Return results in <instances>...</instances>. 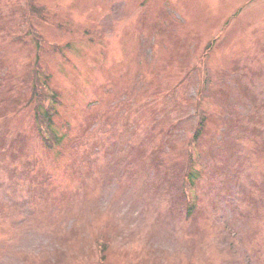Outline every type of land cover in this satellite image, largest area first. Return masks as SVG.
I'll return each instance as SVG.
<instances>
[{"label": "rangeland", "instance_id": "obj_1", "mask_svg": "<svg viewBox=\"0 0 264 264\" xmlns=\"http://www.w3.org/2000/svg\"><path fill=\"white\" fill-rule=\"evenodd\" d=\"M0 264H264V0H0Z\"/></svg>", "mask_w": 264, "mask_h": 264}, {"label": "trees", "instance_id": "obj_2", "mask_svg": "<svg viewBox=\"0 0 264 264\" xmlns=\"http://www.w3.org/2000/svg\"><path fill=\"white\" fill-rule=\"evenodd\" d=\"M30 10V9H29ZM41 74L43 75V77H47L46 76V72L44 71H41ZM37 85H43V83H38L36 82ZM33 88V87H31ZM49 95L47 96V98L50 100V104H44L43 101L39 100L38 102L36 101V103H38L37 105V116L39 119H43L41 121H44V125L46 127V130L48 132V134L45 135V137H43L44 139H48L52 142H60V136L57 134L56 130H55V126H56V123L53 119V115L55 112H58V105L60 103L59 101V98H58V94L53 91V90H50L49 91ZM37 98H40V95H37ZM47 99V100H48ZM36 112V110H35ZM202 121V124H205L204 123V120H199L198 122L201 123ZM41 123H38V126L40 125ZM40 128V126H39ZM200 132L201 130L200 129H196L195 133H194V136L193 138L196 140L198 139V137L200 136ZM46 142V140H45ZM200 177V171H195V170H191L189 171L187 174H186V180L187 182L190 184V185H194L195 182L197 181V179H199ZM188 208H193V204L190 205V207ZM190 212V211H189Z\"/></svg>", "mask_w": 264, "mask_h": 264}]
</instances>
